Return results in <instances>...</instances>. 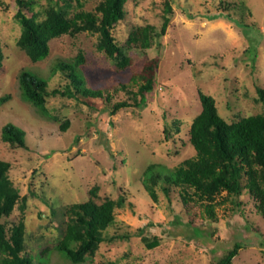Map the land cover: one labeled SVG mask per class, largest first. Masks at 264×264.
I'll return each mask as SVG.
<instances>
[{
	"label": "rangeland",
	"instance_id": "374dc122",
	"mask_svg": "<svg viewBox=\"0 0 264 264\" xmlns=\"http://www.w3.org/2000/svg\"><path fill=\"white\" fill-rule=\"evenodd\" d=\"M48 1L37 0L34 9ZM99 1L82 0L81 9L92 10ZM164 1L127 0L126 16L112 30L129 58L118 68L96 49L98 34L88 31L52 38L48 55L31 62L16 44V0H0V97L9 95L0 103V159L10 163L8 176L19 193L11 214L0 216V259L23 246L33 264H72L52 249L60 221L69 217L66 209L122 195L125 205L114 210L105 241L82 264H216L236 241L242 247L231 264H264V199L260 211L247 191L237 198L223 191L210 219L199 204L184 206L177 189L168 197L159 184L152 200L142 183L148 164L171 169L195 155L188 127L201 110L199 90L213 97L227 122L263 110L256 88H264V0H169L173 16L156 38L152 30L161 24ZM79 52L85 85L102 89L103 98H86L88 104L81 96H49L43 114L21 97V69L47 80L49 91H62L70 79L53 66ZM154 63L153 89L132 97L129 91L138 90L150 73L146 66ZM120 101L131 106L112 115ZM65 119L69 127L61 131ZM7 122L25 131L27 149L2 140ZM142 236H156L158 245L148 247ZM45 246L50 252L39 256Z\"/></svg>",
	"mask_w": 264,
	"mask_h": 264
},
{
	"label": "trees",
	"instance_id": "16d2710c",
	"mask_svg": "<svg viewBox=\"0 0 264 264\" xmlns=\"http://www.w3.org/2000/svg\"><path fill=\"white\" fill-rule=\"evenodd\" d=\"M127 0H101L92 10L81 9L82 0H49L43 9H34L37 0H16L17 10L14 18L20 26V34L16 40L17 46L25 52L31 62L44 59L49 53L48 42L62 34L75 35L81 32L98 34L96 49L103 52L118 68H124L129 58L125 55L112 30L124 20L126 16L125 3ZM75 7V9H74ZM32 10L28 16L26 9ZM77 8V9H76ZM173 16V8L169 0H165L161 11L159 28L153 27V35L160 38ZM3 53L0 45V67ZM84 62V55L79 52L73 60H58L55 69H60L70 79L64 90L47 88V80L38 74L21 69L17 75L21 97L30 102L39 112H46V100L49 96L61 95L67 98H85V102L92 104L86 98H103L102 89H92L85 84V78L80 69ZM150 70L148 76L138 86L136 92L129 91L132 97L153 89L157 80V65L146 66ZM131 80L136 81L135 78ZM126 88L125 85H122ZM257 100L261 102L263 110L227 122L218 113L212 96L198 91L201 110L192 119L188 127V141L194 148L193 157L182 160L173 168L150 163L143 171V186L149 197L156 200L155 187L161 185L166 196L177 189L179 198L184 206L194 202L202 207L204 216L212 219L215 216V197L221 192L236 198L247 191L258 200V208L263 209L264 194V88L257 87ZM9 99V95L0 97V103ZM131 104L120 101L113 104L110 112L114 115L121 108ZM69 120L65 119L60 125L61 131L69 127ZM1 138L10 145H17L27 149L25 131L12 122L5 123L1 128ZM10 163L0 159V216L11 214L13 206L19 199L18 190L8 176ZM96 187L90 194L96 196ZM126 199L122 195L116 199L106 198L101 203L93 199L70 205L65 212L67 220H61L58 226L59 237L54 241L52 249L72 264H82L86 257L93 255L99 244L105 241L104 232L114 222V210L125 205ZM26 197H22V204ZM235 205L240 206L236 201ZM24 205L22 206V208ZM64 210L61 215L64 216ZM0 224V235L3 232ZM148 247L158 245L156 236L152 238L142 236ZM242 243L236 241L222 254L216 264H231L238 254ZM22 250L12 253L10 257L0 259V264H33V255ZM50 252L45 246L38 255ZM93 264H114L113 262Z\"/></svg>",
	"mask_w": 264,
	"mask_h": 264
}]
</instances>
